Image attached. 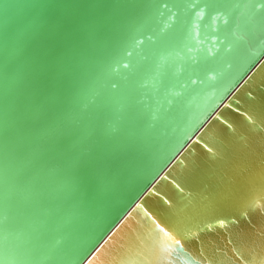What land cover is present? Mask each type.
<instances>
[{
  "label": "water",
  "instance_id": "obj_1",
  "mask_svg": "<svg viewBox=\"0 0 264 264\" xmlns=\"http://www.w3.org/2000/svg\"><path fill=\"white\" fill-rule=\"evenodd\" d=\"M137 2L151 7L105 53ZM261 53L256 0H0V264H78L100 223L107 232L93 251L128 211L98 260L107 253L121 264H260L264 115L246 121L242 104L226 105L247 101L245 82L264 79ZM202 88L207 101L190 120L182 97ZM212 103L235 131L217 121L207 134L217 151L195 145L185 153L197 183L179 193L168 213L175 226L165 229L136 205L161 204L155 193L144 196L146 186L178 192L160 177L171 171L181 182L185 164L160 165L178 143L193 144ZM76 156L81 162L70 168ZM229 215L240 223L216 220Z\"/></svg>",
  "mask_w": 264,
  "mask_h": 264
},
{
  "label": "snow or ice",
  "instance_id": "obj_2",
  "mask_svg": "<svg viewBox=\"0 0 264 264\" xmlns=\"http://www.w3.org/2000/svg\"><path fill=\"white\" fill-rule=\"evenodd\" d=\"M206 6L213 8L216 7L215 5H206ZM150 7L151 5L140 2H137L130 6V11L127 13L124 20L117 28L113 43L108 49H106L105 53L112 50L120 40H122L125 36L129 34L133 26L144 17L145 13L150 9ZM256 8L264 9V0H256ZM225 23H227V20L225 21ZM152 39L155 40L157 38L152 37ZM261 55H264V53H261ZM260 63L264 64V60L260 61ZM123 66L129 67L130 65L125 63L123 64ZM117 67H119V65H117ZM213 72L214 69L209 68L207 74L210 76ZM157 75L160 77L161 86L164 87L166 83V77L161 72H158ZM193 75L196 76V81H192V82L199 81V76L195 72H193ZM245 83L248 85V88H246L244 92V96L247 98V101H245V99L243 98H241L238 101H233L229 99V103L226 105V107L232 108L234 104H242L247 109L243 112V116L246 118V121H248L252 118V115H249V113H253L254 115H264V92L260 91V89H264V79H262L259 82H254L253 80H249L246 81ZM229 84H231V81H229ZM112 87L116 88L118 87V85L113 84ZM227 88L228 85H225L224 88L221 90L222 93L226 91ZM239 91L240 89H236V92ZM233 95H235V93ZM217 101L223 102V97L218 96ZM217 107H218V103H212L205 110V112L201 113L202 120L200 124L192 131V135L195 136V140L193 141V144H189L185 148L184 145L187 144V139H185L183 142L178 143L175 149L176 154L172 155L167 161L163 162L160 165V169L161 171H163L164 167L169 163H171L173 167H175V165L178 163L185 164L186 173L184 179L181 182L178 183L176 179H171V171L165 172L164 175L160 177L161 181L170 180L171 184L174 185L175 189L178 190V192H175L173 194H161L160 192H156V189L154 187L146 186V192L144 193V196L150 197L153 193H155L157 196L161 197V201H162L161 204L151 210L149 208H145L144 203H139L136 205V207L138 208H143L144 211H146L147 215L154 222L164 227L165 229L171 230L175 226L168 213H170V210L178 205L179 193H184L186 189L189 187H195L197 183V179L195 176L197 165L193 161L185 160L184 159L185 153L194 152L195 145L201 146V148L204 150L205 153H215L217 151L216 146L208 139L207 134H208V130L217 124V121L221 122L220 125H222L226 130L235 131L236 128L235 124L230 122L229 119H226L223 112H216L215 110ZM235 111L239 113L241 111V108L236 107ZM213 112H215L214 116L212 115ZM209 117L211 118L209 119ZM102 126L103 125H100L101 130H102ZM197 133H199V135H197ZM258 148L259 150L257 152V155L260 157L261 164H264V135H261L259 137ZM181 149H183V151H181ZM233 154L234 155L236 154L235 150ZM125 155H126V150L113 156L112 159L122 160L125 157ZM81 159H82L81 156L73 157L69 162V167L75 168L80 164ZM52 170L54 169H49V171ZM153 179H155V177H153ZM132 215L133 212L128 211L127 215L124 216V218L120 220V223L116 226V231L113 233V235L108 236V238L105 239L103 243H100L99 247L95 248V251H93L92 249L95 247V244L99 243L100 239H103V236L107 232V230L104 228V221H102L98 227V231H99L98 238L94 240L91 246L88 249H86L85 253L79 258L78 264H98L97 256L102 254L103 250L109 244L112 243L115 236L120 231H122L121 226L122 225L126 226L128 220L132 217ZM222 217L223 218H221V216L216 217L218 223H226L228 220H234L237 224L240 223L239 219H237L235 215H229L227 217L222 216ZM229 239H231V236H229Z\"/></svg>",
  "mask_w": 264,
  "mask_h": 264
},
{
  "label": "bare ground",
  "instance_id": "obj_3",
  "mask_svg": "<svg viewBox=\"0 0 264 264\" xmlns=\"http://www.w3.org/2000/svg\"><path fill=\"white\" fill-rule=\"evenodd\" d=\"M195 29H196V35H197V33L199 32V30H200V27H197V26H195ZM196 52V51H195ZM226 77H228V76H226ZM204 89L202 88V89H196V91H192L190 94H186V93H184V95H183V103H184V106H185V108H186V106H189L190 108H189V110H187L188 111V117L190 118V120H191V118H192V116H193V113L195 114V112H196V115H197V113H198V111L201 109V107L203 106V104L204 103H206V101H207V99L206 100H204V96H203V94H201V92L203 91ZM215 91H212L211 92V95L210 96H208V98L209 99H214V97H215ZM214 95V96H213ZM212 101V100H211ZM191 114V115H190ZM193 119V118H192ZM192 122H189L188 124H191ZM187 126V125H186ZM185 128H187V127H185ZM184 128V129H185ZM257 205H260L259 203H257ZM168 236L171 238V239H173V240H175V237L173 236V235H170V234H168ZM105 256L101 259V260H98V258H97V261H98V264H121L122 263V261H119V260H117V258L116 257H113L112 255H110V254H104ZM259 263V262H258ZM260 264H264V258H263V260L260 262Z\"/></svg>",
  "mask_w": 264,
  "mask_h": 264
}]
</instances>
